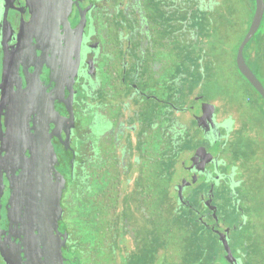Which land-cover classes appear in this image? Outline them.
Instances as JSON below:
<instances>
[{"label": "flooded vegetation", "instance_id": "af4514ba", "mask_svg": "<svg viewBox=\"0 0 264 264\" xmlns=\"http://www.w3.org/2000/svg\"><path fill=\"white\" fill-rule=\"evenodd\" d=\"M185 1L201 9L214 7L217 2ZM154 2L1 0L0 83L5 73L7 80L0 86V264H52L43 254L44 235L38 228L32 229L37 223L32 220L30 211L40 210L42 199L37 191H29L30 194L22 198L13 191L11 178L18 176L22 168H18L20 158L10 155L13 146L9 140L10 129L14 127L28 129L30 136L35 135L40 128V105L45 102H52L54 108V121L50 122L49 130L58 159L55 167L60 172L53 173L52 184L56 190L63 189L62 214L58 219L60 233L54 231V235L60 240L61 233H67L62 246L67 264H116L118 261L116 257L110 259L115 254L111 247L104 250L111 255L106 258L104 254L103 260L90 252H78L77 243L81 238L76 230L78 222L69 214L78 191H107L104 209L118 216L126 211L123 218L132 217V220L127 218L129 223L124 236L133 240L146 233L147 222L154 221L148 219L144 211L154 210L156 191H145L148 183L154 185L151 180L155 175H146V166L155 163V153L143 149L148 143L145 134L154 129L140 120L139 108L144 99L149 102L156 99L165 104L169 122L161 126L165 135L172 136L173 147L182 131L192 135L195 144L192 149L187 148L189 142L184 140L180 151L184 150L191 159L197 156L189 165L182 163L187 180L183 174L181 181L174 184V167L169 166L165 169L167 173L161 171L166 178L170 174L164 190L172 195L177 191L181 206L197 218V223L213 231L221 242V232H225L231 257L222 244L229 264H252L246 260V252L241 247L250 238L248 229L252 230L254 225L263 223L264 232V212L260 215L254 211L256 200L251 193L263 192L260 202L264 205V191L253 187L258 177L264 185V148L251 146L249 154L244 155L243 146L238 149L236 145L241 144L240 136L244 139L258 127L244 112L252 107L264 115V104L255 100L254 105H247L246 100L237 102L233 97L222 100L221 94L218 99L202 100L199 94L187 93L194 107L186 115L175 116L172 111L179 107L185 93L177 91L174 96L172 84L184 82L178 77L175 81L165 79L163 85L157 82L169 63L168 57L157 56L158 49L168 52L170 37L157 40L160 28L154 17ZM251 2H246V13L252 11ZM258 49L259 46L253 47L244 57L264 86V74L252 63L254 61L264 72V56L252 59L259 54ZM237 69L247 82L241 85L245 91L256 92L264 101L238 66ZM14 79L13 91L10 82ZM153 81L159 84V88H153L166 98L153 94ZM18 84L25 90L22 96L15 93ZM31 88L35 90L29 93ZM188 91L193 88L189 86ZM85 119L88 121L84 122ZM23 153L30 157V148ZM203 164L205 169H202ZM149 169L154 170L158 178V168ZM123 175L125 180L121 181ZM55 189L52 188L58 193ZM124 229L123 226L121 231Z\"/></svg>", "mask_w": 264, "mask_h": 264}, {"label": "rangeland", "instance_id": "374dc122", "mask_svg": "<svg viewBox=\"0 0 264 264\" xmlns=\"http://www.w3.org/2000/svg\"><path fill=\"white\" fill-rule=\"evenodd\" d=\"M246 2L248 0H217L214 7L201 9L195 3L185 0H155L154 17L158 22L157 27L160 28L157 40L166 36L170 37L169 51L158 49L157 56L159 58L168 57L169 63L168 69L159 75L157 82L162 84L165 79L172 80L173 78L175 81L177 77L184 82L182 85L176 84V82L172 84L174 96L177 91L182 92V94L185 93L179 107L172 111L175 116L186 115L194 107V104L188 99L187 93H194L195 96L199 94L202 100L218 99L221 94L222 100L233 97L234 101L237 102L246 100L247 105H254L255 100L264 104L263 99L256 92H246L241 86L242 84L246 85L247 82L236 66L238 47L249 30L251 18L253 19L255 14L252 11L246 13ZM249 20H251L250 23ZM193 30L195 35L192 34ZM263 40L264 19L257 33L248 42L250 49L253 47L255 49ZM249 47L246 48L245 54H247ZM252 63L257 71L264 74L254 61ZM196 74L198 75L196 76ZM153 82L152 88L159 85L158 83L155 84V81ZM169 85L171 84L169 83ZM189 86L193 88V91H188ZM152 91L155 96L166 98L160 90L153 88ZM164 105L156 99H151L150 102L144 99L140 104L139 112L142 113L140 120L146 121L144 124L148 128H154L152 132L145 134L148 143L143 146V149L147 148L148 153L154 151L155 163L151 167L158 168V172L161 166L165 165L169 168V164L172 160L174 161V184H176L181 181L182 175L185 174L182 161L188 156L184 150L183 153L180 151L178 153L173 147L172 136L169 133L165 135V130L161 125L165 126L169 121L167 120L168 117L165 116ZM244 113L251 116V122L258 126L255 128L254 134L247 133L244 139L240 136L241 144L236 145L238 149L242 145L243 154L248 155V149L251 146L258 145L261 150L264 148V115L252 107ZM86 121L88 119L84 120V122ZM191 137L192 135L182 131L179 135L178 144L183 145L184 140H188L187 148L192 149L195 144ZM142 167L144 168L143 165ZM151 167L146 166V175H155L154 179L151 180L154 185L148 183L145 191H166L158 189V184L166 183L170 174L161 181L157 178L154 170L149 169ZM262 167H264V158H262ZM163 172L164 174L167 173L165 170ZM258 178L257 181L255 179L253 187L255 186L257 191H264V185L260 181L261 177ZM120 179L124 181L125 176H120ZM92 186L96 188V183L93 182ZM130 186L135 189L134 184ZM176 192L173 191L175 201L178 200ZM251 193L252 198L256 200L254 211H258L260 215L263 214L264 205L260 202L263 192H261L262 194ZM159 195L153 196L156 198L154 210L145 214L148 219L151 218V221H154V223L147 222L149 228L144 231L146 233L133 240L122 236L117 254L112 256L106 251H102V260L105 254L106 258H109L110 255V259L116 257L118 259L116 264H229L226 260L224 246L213 231L209 230L206 225L197 222L194 223L192 229H188L187 225H184L186 221L180 220L181 218L178 219L177 215L171 211V204L168 200ZM179 199L181 200V198ZM257 200L260 202L259 204ZM75 202V205L69 210L70 215L74 213L76 207L80 209L82 200L78 197ZM180 211L188 213L185 207ZM125 212L121 213V218L125 216ZM126 216L125 218L132 220L130 215ZM71 219L78 222L75 218ZM262 227L263 223H259L253 226V231L248 229L250 238L245 240V246L241 247L242 251L246 252V260L252 264H264V232Z\"/></svg>", "mask_w": 264, "mask_h": 264}, {"label": "water", "instance_id": "95a60500", "mask_svg": "<svg viewBox=\"0 0 264 264\" xmlns=\"http://www.w3.org/2000/svg\"><path fill=\"white\" fill-rule=\"evenodd\" d=\"M263 17L264 0H256L255 14L249 30L247 31L244 39L238 47L236 63L240 72L248 79V81L260 92V94L264 98V86L251 70L244 57L245 46L254 37V35L260 28ZM6 80L7 79L5 73L3 75L0 86H2L6 82ZM10 83L11 90L14 91L15 79ZM17 88L18 89L15 91V93H20L18 94V96H22L25 93V90L23 91L21 84H18ZM34 90L35 88H33V90L31 88L28 92L30 93ZM41 104L42 105H40L39 109V111L41 112L40 128L39 130L36 129L35 135L32 134V136H30V133L28 132L29 130L22 129V127H14L13 129H10L11 134L9 133V140L10 145L13 146L10 155H16L20 158V164L18 165V168H22L21 173L15 178L12 177L11 179L13 191H17V196H20V198H22L23 195L28 194L29 191H37L39 198L42 199V206L40 207V210L30 211L32 220L37 223V226H33L32 229L38 228L44 235L43 244L45 246V250L43 254L47 258H49V260H52V264H67L62 250V246L66 241L67 233H61L63 237L61 236L60 240L57 238V235H54V231L60 233V230L58 228V219L62 214L60 197L63 190L62 188L56 190L55 186L52 184L53 173L56 172L57 174H60V172L55 167L58 159L51 140L52 134L49 130L50 122L54 121L52 111V109L54 110V108L52 102H50V104H46V102ZM57 115V118H59V114ZM22 124L27 125L26 122H22ZM0 130L2 129L0 128ZM28 148H30L31 150L30 157H27L23 153V151ZM195 156L196 154L193 157L195 158ZM193 157L192 159L190 157L184 158L182 161L183 164L189 165L188 162L193 160ZM202 169H205V164L202 165ZM187 178L188 176H186L184 179L187 180ZM52 188L55 189L56 192L58 191V193H55ZM179 197L182 198L181 189L179 191ZM53 207H55V209H52ZM221 239L225 246V249L231 257L232 253L230 245L224 231L221 232ZM230 257L229 260L231 261Z\"/></svg>", "mask_w": 264, "mask_h": 264}, {"label": "trees", "instance_id": "16d2710c", "mask_svg": "<svg viewBox=\"0 0 264 264\" xmlns=\"http://www.w3.org/2000/svg\"><path fill=\"white\" fill-rule=\"evenodd\" d=\"M250 5L252 12L254 13L256 10V0H252ZM251 20H249V23ZM258 46L260 48V50L258 49L259 54L254 57L252 56L253 60L264 56V40L263 43ZM247 47H249V43L245 46L244 56ZM247 52L250 54V47L247 49ZM174 147L176 149V144ZM163 176V172H158V179ZM167 182L169 183V181ZM167 182L158 184V189H166L168 187ZM105 194H107V191H101V189H99V191H78L77 198L80 197L82 202L80 209L76 207L73 215L74 218L78 220V224L76 225L77 234L81 236L79 243H77V250L82 254L90 252L94 256L101 257V252L106 250L108 247H111L110 250L113 253H117L120 239L125 235V230H127L129 219L123 217L121 218V216H118L113 212H108L104 209L105 204H107V201H105ZM156 194L164 196V199L168 200L169 204H171L170 196L172 193L170 191H156ZM172 196L173 204L171 206V211L177 215L178 219L181 218L180 220L186 221L184 225H187L188 229H192L194 223L198 222L197 218L189 211L187 214L184 213V211H180L183 207L180 202L175 201L174 195ZM144 212L147 213L148 211ZM123 226L125 229L124 231H121Z\"/></svg>", "mask_w": 264, "mask_h": 264}, {"label": "crops", "instance_id": "0c3cea01", "mask_svg": "<svg viewBox=\"0 0 264 264\" xmlns=\"http://www.w3.org/2000/svg\"><path fill=\"white\" fill-rule=\"evenodd\" d=\"M176 139H179V138H176ZM175 139V143H174V146H175V144H176V150H177V152L179 153V151H181V149H182V144H178V140H176ZM178 145H179V147H178ZM178 147V148H177ZM169 166H173L174 167V161L172 160V162L169 164ZM168 168V166H163L162 168H161V170L160 171H164L165 169H167ZM173 171H174V176H175V170H174V168L172 169ZM164 178H166V176L164 177H161V178H159V179H164Z\"/></svg>", "mask_w": 264, "mask_h": 264}]
</instances>
